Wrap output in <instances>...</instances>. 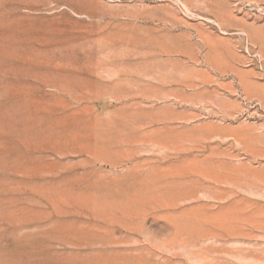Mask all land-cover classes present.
Segmentation results:
<instances>
[{"label":"rangeland","instance_id":"obj_1","mask_svg":"<svg viewBox=\"0 0 264 264\" xmlns=\"http://www.w3.org/2000/svg\"><path fill=\"white\" fill-rule=\"evenodd\" d=\"M0 264H264V0H0Z\"/></svg>","mask_w":264,"mask_h":264},{"label":"bare ground","instance_id":"obj_2","mask_svg":"<svg viewBox=\"0 0 264 264\" xmlns=\"http://www.w3.org/2000/svg\"><path fill=\"white\" fill-rule=\"evenodd\" d=\"M100 42V41H99ZM98 46V45H97ZM99 48V47H98ZM106 48V47H103V49Z\"/></svg>","mask_w":264,"mask_h":264}]
</instances>
